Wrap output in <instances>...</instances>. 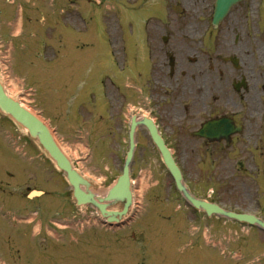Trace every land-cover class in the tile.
<instances>
[{"label": "rangeland", "instance_id": "1", "mask_svg": "<svg viewBox=\"0 0 264 264\" xmlns=\"http://www.w3.org/2000/svg\"><path fill=\"white\" fill-rule=\"evenodd\" d=\"M32 1L0 0V74L10 94L50 124L75 165L94 181L98 191L105 190L112 182L110 171L107 170L109 160L111 171L114 174L119 172L117 164L128 143L121 141L122 146L113 144L109 147L106 143V128L99 127L100 123L92 127L99 112L95 108L94 111L91 109L92 97H89L88 92L93 86L103 90V80L106 81V88L112 86L110 77H103L100 73L107 69L105 62L96 66H93V62L99 57L111 66L116 60L118 68L124 67L121 61L123 47L127 38H134L136 31L167 27L174 34L188 33L186 37L176 38L200 49L205 61L217 53L222 57L238 56L243 68L238 73L247 75L250 84L247 97L259 120L258 112L264 109V58L258 57L249 39L264 47V37L261 35L264 34V5H261L262 17L259 13L262 8L257 11L261 0H248L237 5L219 26V30L210 32L213 28L211 14L214 3L203 5L178 1L182 14H176L173 7L170 13L171 4L166 5L167 13L163 16L158 13L160 5L153 0ZM176 3L174 0L173 5ZM21 20H24L23 32ZM236 30L241 34L238 43ZM31 32H35V35H31ZM224 43H229V48ZM130 44L135 45V42L131 41ZM196 53L192 51L189 54L195 56ZM229 64L223 62V73L230 69L232 65ZM107 73L110 74L109 71ZM122 86L120 90L133 96L132 83L129 84L124 78ZM132 109L137 107L130 102L125 110L127 116H130ZM145 113L153 115L149 110ZM255 132L260 136L263 133L264 136V125L262 128L256 126ZM147 152L150 162L135 163L134 177L139 182L138 186H145L142 194L141 187L137 191L143 199V206L149 203L148 207L153 208H134V212L138 210L136 221L116 232L90 227L83 232L68 231L64 234L65 229H58L57 236L68 237V243L62 245L63 251L67 253L63 264H88L90 258L99 264H151V256L149 262H144L143 257L137 258L134 253L130 254L135 245L129 239L130 236L142 237L143 241L155 238L153 245L145 248L153 246L159 252L171 253L165 261L161 254L157 255L153 259L155 264H168L186 257L187 264H193L191 260L194 255L190 249L184 255L181 249L188 246L186 243L192 242L193 236L201 238L204 235L212 239L210 245L215 246L216 240L218 249L206 245L211 250L208 249L206 254L204 249L200 251V258L207 257L205 264H264V259H260L264 255L262 230L248 228L221 216L208 217L193 208H182L185 209L182 217L177 207L187 205L186 202L177 194L158 153L153 148ZM176 154L186 176L192 180L200 195L211 198L209 195L212 194V199L219 201L225 208L253 212L264 217V139L253 148H234L226 152L201 148L177 149ZM10 159L16 162H10L8 171ZM136 170L141 171L142 176ZM151 175L155 177L154 182L164 181L161 182L163 185L160 190L151 187ZM30 189L44 190L45 195L29 198L27 193ZM10 190L14 208L9 209ZM71 193V186L48 159L39 143L0 112V262L41 264L37 256H28L25 252L29 253V245L34 243L32 238L40 237L39 242H43L42 238L48 232L46 228L52 231L56 227L45 222L41 234L37 236L38 231H34V227L39 225L38 220L25 223L35 214L30 212H35L37 208L62 209L65 219H51L62 225L75 227V214H90L81 221L89 219L94 209L83 207L80 211L72 210L76 207ZM29 210L32 211L27 212ZM166 215L171 216L169 221L165 220ZM178 215L184 220L183 224H173V221L180 220ZM241 230L249 233L243 234ZM230 238H236L239 243L232 240L229 244ZM249 238L257 242L253 245V253L252 249L246 251L250 247ZM23 240H26V245ZM157 240L164 243L158 246ZM219 241L223 242V246ZM223 248L229 250L222 254Z\"/></svg>", "mask_w": 264, "mask_h": 264}, {"label": "flooded vegetation", "instance_id": "2", "mask_svg": "<svg viewBox=\"0 0 264 264\" xmlns=\"http://www.w3.org/2000/svg\"><path fill=\"white\" fill-rule=\"evenodd\" d=\"M154 1L162 5L160 14L163 16H166L167 13L166 5H173L174 3V0ZM178 1L210 5L213 0H176L177 3ZM246 1L248 0H243L242 4ZM169 11L171 13V6ZM236 17L239 16L236 15ZM236 32L238 43L241 40V34L238 33V30ZM188 35V33L174 34L167 27L148 29L142 32L136 31L134 38H127V43L123 47V58L127 59L128 68L127 66L118 68L116 60L113 61L114 64L111 66L99 57L95 59L93 66L105 62L107 69H103L100 73L103 74V77H110L112 85L106 88V81L103 80V90L98 86H93L90 91L92 97L90 101L91 109L94 111L95 108L96 111L102 112L100 115L104 118L103 126L106 128V143L109 147L113 144L121 145V141L127 142L126 134L128 135V131L126 132L125 110L130 102L137 107V115L139 116L143 115V110L145 112L149 110L150 113H153L149 116L153 117L165 144L174 150L253 148L256 144L263 142V133L260 136L259 133L255 132V127H263L264 109L262 108L258 112V120L256 118L257 113L250 107L249 98L247 97L250 89L247 75L238 73L243 68L235 66L225 58L226 56L222 57L219 53L205 61V56L200 55V49L188 44L183 39L176 38V36L186 37ZM131 41L135 42V45H131ZM249 41L252 42L251 39ZM192 51L197 52L194 54L195 56H190L189 53ZM258 57L260 59L264 58L260 54ZM223 62L232 65L224 73ZM108 71L110 74L107 73ZM124 78L133 84V96L120 90L121 87L123 88L122 80ZM240 79L241 85H238ZM222 117L227 118L232 123L229 130H234L233 135L217 139L213 135L201 136L198 134L206 122ZM122 133L126 134L123 135ZM136 139L137 151L131 171L132 177L135 176V163H145L147 160L150 162L147 150L153 148L156 151L157 148L146 126L138 128ZM10 162H13V160H10ZM110 162L111 160L108 162L107 170L110 171L111 178L114 179L117 175L111 171ZM215 162L217 161L215 160ZM123 163L124 156L119 158V164H117L116 169L119 170V173L122 171ZM138 171L136 170V173ZM150 180L152 188L161 189L163 180L154 182L155 177L153 175ZM188 183L192 192L198 195L199 192L192 184V180H189ZM11 194L12 191L9 192V197H12ZM12 202L10 198L8 208H12ZM73 209L77 210V208ZM39 216L43 219L41 220L42 223L55 224L51 221V218L59 216L63 218L65 214L62 213V209L40 208L37 217ZM74 216L77 217V214ZM47 234L49 235L45 233L44 238H42L43 242H39L41 240L39 237L38 241L33 243L34 246H31L29 253L25 252V255L37 256L41 264H63V259L67 253H64L62 245L67 244V242L63 241V237L57 236L53 232H47ZM154 239H144L148 242L142 243V237L134 238L136 245L138 244L139 247L140 244L145 245V247L153 245ZM231 240L229 239V244ZM200 241L203 242L205 239ZM234 242L239 243L237 239H234ZM190 244L194 246L199 243ZM249 244L250 247H247L246 251L252 249L253 253L254 242L251 241ZM148 248H145V250H148ZM149 254L152 256L160 255L153 247L150 248ZM261 259H264V255ZM93 261L92 258L89 259L88 264H94ZM176 263L184 264V260H176Z\"/></svg>", "mask_w": 264, "mask_h": 264}, {"label": "water", "instance_id": "3", "mask_svg": "<svg viewBox=\"0 0 264 264\" xmlns=\"http://www.w3.org/2000/svg\"><path fill=\"white\" fill-rule=\"evenodd\" d=\"M237 0H217L215 13L213 17V24L217 26L219 22L228 13L230 7ZM0 111L9 115L18 124L24 127L29 135L38 140L42 147L48 152L60 169L66 172L67 179L73 186V196L76 198L77 203L81 204H93L96 206L101 214L107 219L112 221H119L123 215H126L129 206L132 201V195L130 190V177H129V165L132 160L134 151V128L137 122L133 121L131 132V145L127 154L123 174L118 178L116 183L111 187L109 192L104 195L97 194L93 189V184L90 180L84 177L72 164L69 157L62 150L58 144L55 136L53 135L49 126L33 111L21 105V103L15 98L9 96L4 88V85L0 79ZM224 120L211 122L207 128L211 129L215 124H219ZM150 129L152 136L158 144L161 151L163 160L175 179L178 189L182 192L184 197L195 207L203 209L207 214L212 213L233 218L242 222L250 224H258L264 229V221L259 219L253 214L249 213H236L226 210L216 203L207 202L200 198L195 197L188 189L183 181V176L180 168L176 164L174 157L170 149H168L160 136L157 133L156 127L150 122ZM227 134V130H223V135ZM32 194H40L38 191H33ZM121 199V200H119ZM125 201L121 210H109L110 206L117 201Z\"/></svg>", "mask_w": 264, "mask_h": 264}, {"label": "bare ground", "instance_id": "4", "mask_svg": "<svg viewBox=\"0 0 264 264\" xmlns=\"http://www.w3.org/2000/svg\"><path fill=\"white\" fill-rule=\"evenodd\" d=\"M18 31V30H17ZM19 32V31H18ZM253 42V41H252ZM253 44H254V51L256 50L257 52H258V56H259V54H260V56H264V47L262 46V44H258V43H255V42H253ZM255 44H256V46H255ZM228 45V48H229V43H224V46H227ZM6 85V90L8 91V93H10V89L8 88V86H7V84H5ZM22 106H24V105H22ZM133 119H134V122H140V123H142L143 125H145V126H147V127H149L150 128V122L152 123V120L149 118V114H143V115H136V114H134L133 115ZM42 120L49 126V128L51 129V131H52V133H53V135L56 137V133H55V131L52 129V127L49 125V123L44 119V118H42ZM24 129V128H23ZM24 131H27L26 129H24ZM58 144L60 145V147L69 155V157L71 158V155H70V153H68V151L66 150V147L65 146H63V145H61L60 144V142H58ZM143 184V183H142ZM69 185L71 186V188H72V190H73V186H72V184L70 183V181H69ZM141 187V189H140V191H141V194L143 193V191L145 190L144 188H145V186H140ZM97 188H98V186L97 185H94L93 184V187H92V189L94 190V191H96L97 190ZM111 188H105V190H103V191H98L97 190V192L100 194V193H102V192H104V191H106L107 193L109 192V190H110ZM146 192V191H145ZM119 200H121V199H119ZM125 201L126 200H124V201H117V202H115V203H113L111 206H110V208H109V210H118L119 208H121L123 205H124V203H125ZM138 202V200H137V198H136V200H134V204L135 203H137ZM134 204H133V206H134ZM84 206H82L81 208H83ZM133 209H134V207H132V210L131 211H133ZM31 219H34V216L31 218ZM101 220H103V222L104 223H106L107 221L105 220V219H101ZM136 220V217H134L133 218V221H135ZM89 226H91V227H95V228H100L99 227V225H98V223H94V222H90V224H89ZM41 228H42V226H41V222H39V225H36L35 227H34V230L35 231H39V230H41ZM60 228L61 229H66L67 227L66 226H63V225H61L60 226ZM110 229H111V227H110ZM117 229V228H116ZM50 231V230H49ZM0 264H2V262H0Z\"/></svg>", "mask_w": 264, "mask_h": 264}]
</instances>
